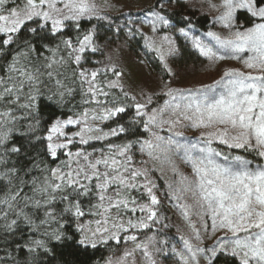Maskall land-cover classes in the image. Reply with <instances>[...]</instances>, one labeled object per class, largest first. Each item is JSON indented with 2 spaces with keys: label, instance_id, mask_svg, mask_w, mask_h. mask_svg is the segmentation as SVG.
Wrapping results in <instances>:
<instances>
[{
  "label": "snow or ice",
  "instance_id": "snow-or-ice-1",
  "mask_svg": "<svg viewBox=\"0 0 264 264\" xmlns=\"http://www.w3.org/2000/svg\"><path fill=\"white\" fill-rule=\"evenodd\" d=\"M8 2L0 0V231L20 233L21 242L14 251L24 256L17 259L5 252L0 264H46L65 253L83 256L89 248L109 241L119 244L121 233L156 223L154 206L160 201L153 193L155 185L147 169L133 166L129 154L137 144L152 159L163 156L171 162V154H178L192 170L189 177L172 167L178 180L169 187L180 193L176 199L190 194L193 200L191 205H178L182 215L188 218L194 209L206 231L210 221L213 233H226L208 248L185 239L188 255L177 253L183 264L189 260L200 264V256L206 264H214L218 254L237 264H264V163L233 154V150H243L264 160V0H221L223 11L214 19L230 35L208 31L204 33L208 43L199 38L193 41L206 58L242 60L250 71L227 69L214 83L195 90L169 88L170 99L158 110L147 111L151 98L146 104L136 103L128 126L120 122L126 113L120 97L105 90L119 87L118 82L102 85L97 77L104 70L79 67L86 49L96 50L93 32L77 36L75 45L63 35L66 28L80 29L82 19L95 16L92 0H11L14 6L7 7ZM241 12L248 15V26L236 23ZM149 16L153 31L157 23H169L159 12ZM61 48L67 50V59L56 58ZM69 62L77 66L70 77L66 74ZM69 80L72 85L78 83V88L70 86ZM49 109L61 115L49 122ZM65 109L72 114L65 116ZM166 110L176 119L164 120ZM97 121H111L115 127L104 131ZM185 121L186 126L212 130L201 132L194 142L183 133H172ZM141 122L145 132L169 124L172 134L165 139L152 133L151 139L137 138L120 145L109 142L91 151L85 147L126 133L135 135L130 129ZM70 127L77 130L66 131ZM214 142L227 151L213 147ZM140 178L143 183H138ZM139 189L149 197L148 203L139 204L132 196ZM137 212L145 215L125 220L128 213ZM193 231L199 240V229L193 225ZM153 239L136 243L135 234L123 236L135 248L105 264H127L136 250L155 264L148 251Z\"/></svg>",
  "mask_w": 264,
  "mask_h": 264
},
{
  "label": "rangeland",
  "instance_id": "rangeland-1",
  "mask_svg": "<svg viewBox=\"0 0 264 264\" xmlns=\"http://www.w3.org/2000/svg\"><path fill=\"white\" fill-rule=\"evenodd\" d=\"M184 4V8H190L195 10L196 16L198 15H207L210 19V25L207 27V30L204 32H201V29L197 27V25L191 26V29H184L185 32L188 33L187 36H185L180 30L181 28L176 29L175 31H169L167 27L171 28L173 25H171L169 22L167 25H164L163 23H157L156 30L153 31L152 24L149 22L152 17L149 16L150 12L156 11L158 12V7L166 8L170 4L168 0H162L158 2V0H92V2L96 6V13L95 17H104L102 20L107 22H115V26L118 28H124V39L126 40H132L134 36V32L132 34L129 33L128 29L131 26H134L135 28L142 30L143 36H144V42L146 45V48L150 51H155L158 57L160 58L161 55H163V63L168 71V75L166 78H162L159 76L156 71H154L153 67L149 64V60L147 59V55H145V52L143 49L140 51V54L135 56L132 54V52L128 49V46L125 44L126 40L124 42V39H114L109 46L102 45L101 43L97 42V39H95L93 35V44L92 47H94L96 50L102 49V52L100 56L97 57H90L89 59L85 56L86 52H92V48L86 49L85 53H83V59L80 64V68L82 69H88L89 71L95 70V69H102V71L98 77L97 81L98 83L102 85H107L111 81H117L119 84V87H122L128 91L130 95H132L137 103L140 104H146L151 98V103L154 99H156V95L163 94L162 98L167 97V100L170 99V97L167 95V91L169 88L172 89H192L195 90L197 88L202 87L203 85L212 84L215 80H218L222 75L223 72L227 69H239L240 71H250L247 69L242 60L238 59H232L226 56L224 60H210L206 58L205 56L201 55L199 50L194 46V39L199 38L203 43H208L207 37L204 36V33L208 31H213L218 34H220L222 37H228L230 35L229 31L224 29L221 24L215 22V17L220 14L221 11H223L222 8H220L221 0H181ZM158 3V7H157ZM171 5V4H170ZM212 5H216L217 7L213 8ZM109 6L111 11L113 12H107L104 13L103 9L105 7ZM173 6V5H172ZM154 7L155 9H152ZM127 10H134L133 14L129 13ZM118 21V22H117ZM120 22V23H119ZM237 24H241L242 22L237 20ZM246 26V25H245ZM248 26V25H247ZM180 33L181 35L188 39L192 46L199 52V55L202 57L203 61L199 64H191L184 67H176L171 62V56L176 51V43L173 38V35ZM107 43V42H106ZM159 50V51H158ZM223 54V53H220ZM243 56H247L248 53L242 54ZM119 72L120 75L116 76L114 73ZM105 73L112 75L109 80H107L105 83L100 82V79L104 80L103 75ZM102 74V75H101ZM106 88V87H105ZM165 100V101H167ZM165 101L159 106L158 109L165 106ZM148 104L147 111L151 112L156 106L157 103L154 104ZM157 109V110H158ZM164 120H174L176 119V115L171 112L170 110H166V112L163 114ZM100 127L104 128V131H107L108 129L103 126L105 122L97 121L96 122ZM187 122H182L181 124L177 125L172 129V133L174 132H180L183 133L184 138L191 139L193 142L195 141L196 137H199L201 132H207L211 131L212 129H204V128H192L190 126H186ZM169 124H164L163 126L158 127H152L151 132H149L150 138H152V133H156L160 136L165 137V139L171 135L172 133L169 132ZM75 128H69L66 129L68 132L76 131ZM185 140L181 139V143H184ZM141 152V151H140ZM142 153V152H141ZM145 157L144 161H147V163H144V168L147 169V173H151L157 169V167H164V165L167 164L169 168H166L167 172H171L170 167L173 166V164L177 167V169L182 172L183 174L191 177L192 176V170L190 166L184 164L182 160L180 159V156L173 152L170 156L171 162H168L164 159L163 156L160 157V159H152L150 158L146 152L142 153ZM140 155L137 157V163L136 166L133 164L136 168H142L141 167V159L139 158ZM161 168V167H160ZM169 169V170H168ZM155 175V173H154ZM169 176L171 178L170 181L171 184L174 185V182L178 180V176L173 172L172 176L171 173H169ZM153 180V179H152ZM152 183L155 185L154 181ZM168 185V186H169ZM157 186L153 187V193L156 195L158 200L160 201V204L162 203L158 193H157ZM161 193V192H160ZM173 195L176 196L178 191L172 190ZM180 202V200H179ZM193 202V200H192ZM186 204V202H184ZM163 207L167 210H169V214L166 212V210L163 208L161 212L158 211L156 208L157 206H154V210L157 212V218L159 220L158 225H156V228L162 230L161 232H164V239L159 238L158 235L154 233H145V235H142V237H139L138 234L128 232L126 235H132L135 234L137 236L136 243H148V238L153 237V241L149 243L148 251L151 253L152 259L155 261V264H172V262L164 263L159 254H166L169 259L176 258V253H173V249H181L184 247V240H188L193 245L200 246L199 242L203 241V239L211 238V236H215L212 238L209 243L216 244L215 241H217V237L223 236L226 233L224 231H220L219 233L215 232L213 233L211 227H210V221H209V228L207 231L204 229L201 222H197L196 217L193 218L195 214V210L192 209L189 213V217L185 218L184 215L181 213L176 212V210L173 209V204L166 202L165 204L162 203ZM181 204V202H180ZM173 205V206H172ZM159 207V206H158ZM156 208V209H155ZM194 210V213H193ZM126 220V218H125ZM163 221V222H162ZM177 224V232H175L176 237L175 240L165 246L166 241L168 238L174 237V235L169 234L173 224ZM193 225L195 228L199 229L200 239L197 240L195 238V233L193 231ZM133 232V231H132ZM160 232V233H161ZM217 233V234H216ZM179 234V235H177ZM164 244V245H163ZM135 248V243L129 242L127 246V250H131ZM157 249H160V251H157ZM183 250V251H182ZM182 252H179L182 255L187 256L188 253L186 249L182 248ZM123 252L119 255H113L109 257L108 259H112L113 262L116 261L117 258L122 256ZM165 255V256H166ZM159 256V257H158ZM107 259V260H108ZM200 259V257H199ZM177 261H179V264H183V261L180 259V256L177 255L176 258ZM161 262V263H160ZM201 262V259H200ZM105 264V263H104ZM127 264H149L148 258L144 256L143 252L141 250H136L134 254V258L130 257L128 258ZM189 264H192V261L189 260Z\"/></svg>",
  "mask_w": 264,
  "mask_h": 264
},
{
  "label": "trees",
  "instance_id": "trees-1",
  "mask_svg": "<svg viewBox=\"0 0 264 264\" xmlns=\"http://www.w3.org/2000/svg\"><path fill=\"white\" fill-rule=\"evenodd\" d=\"M162 0H158V2H160ZM170 2V4L168 7L166 8H160L158 7V3H157V7H158V12L164 16L169 22H171L170 24L173 25V27L171 26V28L167 27V29L171 32L175 31L178 28L181 29H191V26L193 25H197L198 28L201 29V32H204L207 30V27L210 25V19L207 15H198L196 16V12L194 9H190L184 8V4L181 0H168ZM20 0H16V3H19ZM173 5V6H172ZM14 6L11 3V0H9L7 7H12ZM152 9H155L154 7H152ZM104 13L107 12H113L111 11L110 7L107 6L103 9ZM129 13L134 12V10H127ZM114 13V12H113ZM239 21H241L244 25H249L250 24V20L249 17L246 13L241 12L239 14ZM118 22V21H117ZM120 23V22H119ZM115 22H107L104 21L102 19H98V17L92 18V19H82L80 21V29H76L75 26H70L68 28L65 29L63 35L65 38L71 37L73 39V43L75 45L76 43V37H83L84 34H87L89 31L93 32V35L95 37V39H97V42L101 43L102 45L105 46H109V44L114 40V39H124V28H118L115 26ZM35 26V25H32ZM135 26V25H134ZM134 26H131V28L129 27L128 31L130 34H132L134 32V36L133 39L131 40H126L124 39V42L126 40V45L128 46V49L132 52V54H134L135 56L138 57V55L140 54V51H142L141 49L144 50L145 55H147V59L149 60V64L153 67L154 71H156V73L161 76L162 78H166L168 75V71L166 69V67L164 66L163 61L161 60V57L159 58L158 55L156 54L155 51H150L149 49L146 48L145 42H144V36H143V31L135 28ZM173 38L175 40L176 43V51H174V53L171 56V62L173 65H175L176 67H184V66H188V65H193V64H199L200 62L203 61L202 57L199 55V52L192 46L191 42L186 39L183 34L181 35L180 33H177L175 35H173ZM107 42V43H106ZM109 43V44H108ZM56 41L52 40L51 41V46L55 47ZM107 44V45H106ZM102 52V49H98L92 52H86L85 56L89 59L90 57H97L98 55L100 56ZM45 56H50L51 53L49 52H44ZM63 56L65 59H67V50L61 48V50L58 53V56L56 57L57 59H59V57ZM80 67V66H79ZM77 66L74 63L69 62L66 66V74L70 77L71 76V72L73 69H76ZM102 75V74H101ZM104 78V80L100 79V82L105 83L107 80H109V78L112 77V75L105 73V75L101 76ZM69 83L70 86H75L78 88V83L77 85H72L71 81H67ZM106 91H110L112 94H114L117 97H120L121 102H122V106L126 107V113L121 114V119L120 122L125 124L126 126H128L131 123L132 117L135 116V107L134 105L137 103L136 99H133L134 97L132 95H130L128 93V91L122 87H116L113 88L111 90H109L107 87L105 88ZM124 93H127V96H124ZM163 94L161 95H156V99H154L152 101L151 104L157 103V106L154 109H158L159 106L165 101L167 100V97L162 98ZM80 100V96L77 95L76 96V101ZM76 101H73V103H75ZM72 105H69V107H71ZM72 113L67 111V109L64 110V115H71ZM61 115V112L56 110V109H49L48 110V121L50 122L51 119H54L56 116ZM146 119V118H145ZM103 126L105 128L108 129L109 126L111 127H115V124L112 123L111 121L109 122H105L103 124ZM130 131L135 132V135H129V134H123L120 137L116 138H111L110 141L107 142H93L91 144V146H85L87 148L88 151H91L92 148H102L105 146L106 143H113L116 145H120L123 143H126L129 140H136L137 138L139 139H149L150 135L149 132H145L143 129V123L141 122L139 125H132ZM16 142L20 143V137H16ZM213 147H216L218 149L227 151V149L223 146L220 145L218 142H214L213 143ZM73 150H75V148H73ZM130 155H132L133 157V164L136 166L137 163V157L138 155H140V159H141V167L144 168V163H142L145 160V157L143 156V154L140 152V147L139 145H134L133 148L131 149ZM233 154H240V155H245L248 159L250 160H255V162L257 163H264V160H260L258 157H255L254 153H246L243 152V150H233ZM63 159V157H61ZM52 166H55V163L52 164ZM161 167V168H160ZM157 167V169L153 172H149L147 173L148 179L151 181H154L155 185L157 186V193L162 201V203H172L173 205V209L176 210V212L181 213V209L178 207V205L181 204H185L184 202H186V204L191 205L192 202V198L189 195L183 196L179 200L176 199L177 195H180V193H177L176 196L173 195L172 190L173 187H169L168 185L171 184L172 181H170L169 178H171L169 176V173H171V176L173 174L172 171V167H170L171 172H167L166 168H169L166 165H164V167L160 166ZM169 170V169H168ZM155 173V175H154ZM153 179V180H152ZM143 178H140L138 180V183H143ZM161 192V193H160ZM132 196H134L137 200V202L139 204H145L149 202V197L147 196V194L144 192L143 189H139L136 191L132 192ZM158 204L156 205L157 209L159 212H161V210L164 208L162 205L163 204ZM159 206V207H158ZM155 208V209H156ZM165 209V208H164ZM166 210V209H165ZM191 211V210H190ZM166 212L169 214V210L167 209ZM194 213V210H193ZM145 214H142L140 212L135 213L134 215L132 213H128L127 216L125 217L126 219L128 218V216H131L133 218V220H135L138 217H141ZM195 214L193 216V218H195ZM90 219V217H89ZM206 219V218H205ZM157 222L156 223H150V228L147 229H140L138 231H135L136 234L139 235V237H142V235H145V233H154L156 235L159 236V238H161V242L162 239H164V232H161L162 230L156 228V225H158V218L156 217ZM197 222H201L200 217L197 216L196 218ZM163 222V221H162ZM202 223V222H201ZM160 226V224L158 225ZM202 226V225H201ZM131 233H135L130 231ZM161 232V233H160ZM175 232H177V224H173L169 234L174 235V237H171L167 239L165 246H167V243L170 244L175 240L176 234ZM220 231H217V233H219ZM216 233V234H217ZM126 233H121V241L119 244H117L115 241H109L107 244H101L98 245L96 249H92L89 248L88 252L86 255L83 256H78V257H74L72 255H69L67 253H65L64 257L61 258L59 255L57 256L55 261L49 260L46 262V264H104L105 261L113 256V255H119L122 252H124L128 246V242H125L123 240V236H125ZM179 235V234H177ZM216 237L215 236H211V238H206L203 239V241H201L200 247H214L215 244L214 242L209 243V241L212 240V238ZM21 242V237H20V233L17 232L15 235L12 234H8L5 232L0 231V257H3L5 255V252H12V254L14 256L17 257V259H22L24 254L23 253H17L16 251H14L15 249V245L17 243ZM216 242V241H215ZM164 245V244H163ZM183 249L185 247H182ZM181 248V249H182ZM181 249H175L176 251L173 253H179L182 252ZM161 256V258L163 259L162 261L164 263H169L172 262V264H179V261L176 260L177 255L174 256L176 258H172L169 259L168 256L166 254H159ZM166 255V256H165ZM159 257V256H158ZM201 262L200 264H206V261L204 259L203 256H200ZM161 263V262H160ZM162 264V263H161ZM181 264V262H180ZM214 264H237V261L231 257H226L224 255H219L218 254V258L214 261Z\"/></svg>",
  "mask_w": 264,
  "mask_h": 264
}]
</instances>
